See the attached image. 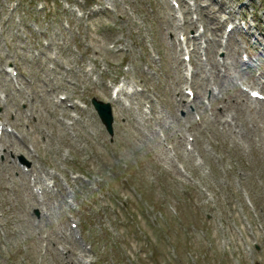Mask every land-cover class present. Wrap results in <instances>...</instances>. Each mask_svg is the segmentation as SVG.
<instances>
[{"label":"rangeland","instance_id":"374dc122","mask_svg":"<svg viewBox=\"0 0 264 264\" xmlns=\"http://www.w3.org/2000/svg\"><path fill=\"white\" fill-rule=\"evenodd\" d=\"M50 1L0 0V264H264V0Z\"/></svg>","mask_w":264,"mask_h":264},{"label":"water","instance_id":"95a60500","mask_svg":"<svg viewBox=\"0 0 264 264\" xmlns=\"http://www.w3.org/2000/svg\"><path fill=\"white\" fill-rule=\"evenodd\" d=\"M96 110L98 111L103 123L106 125L108 131L113 134L114 117L110 105H104L97 100L93 101Z\"/></svg>","mask_w":264,"mask_h":264},{"label":"bare ground","instance_id":"6f19581e","mask_svg":"<svg viewBox=\"0 0 264 264\" xmlns=\"http://www.w3.org/2000/svg\"><path fill=\"white\" fill-rule=\"evenodd\" d=\"M191 25L192 26H194L195 25V23H191ZM228 38H230V35H228ZM191 41V42H193V44H195V42H197L198 41V37H193V39H187V41ZM220 44V46H222V44L218 41V42H216V44ZM182 51V49H179V52H181ZM188 54H186V56H187ZM241 66H245L244 64L243 65H241ZM248 67H250V66H248ZM13 71V70H12ZM237 87V90L239 91V88H238V86H236ZM214 94V93H213ZM241 94H243V96H245L244 95V93H241ZM213 99H215V96H213ZM1 125V124H0ZM9 136H11V135H9ZM1 142H2V140H1ZM4 149L5 150H9L10 148L9 147H7L6 145H5V143H4ZM32 172H34V169L32 170ZM35 197H38V195H36L35 194ZM37 202H38V205H41L42 203L40 202V200L37 198ZM77 241H79V240H75V242H77Z\"/></svg>","mask_w":264,"mask_h":264}]
</instances>
